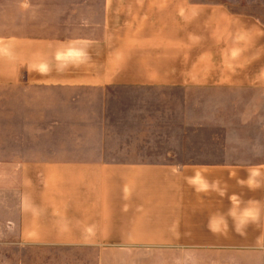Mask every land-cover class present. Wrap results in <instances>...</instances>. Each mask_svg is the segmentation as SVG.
Listing matches in <instances>:
<instances>
[{
  "label": "crops",
  "instance_id": "crops-1",
  "mask_svg": "<svg viewBox=\"0 0 264 264\" xmlns=\"http://www.w3.org/2000/svg\"><path fill=\"white\" fill-rule=\"evenodd\" d=\"M263 11L0 0V264H264Z\"/></svg>",
  "mask_w": 264,
  "mask_h": 264
},
{
  "label": "rangeland",
  "instance_id": "rangeland-1",
  "mask_svg": "<svg viewBox=\"0 0 264 264\" xmlns=\"http://www.w3.org/2000/svg\"><path fill=\"white\" fill-rule=\"evenodd\" d=\"M234 7L235 10L239 11V10H243L245 12H249L248 10H251L253 9L252 6L248 5V6H232ZM252 14H256L257 16H259L262 20V22L264 23V11L263 12H250ZM0 17L2 16L3 17V20H6V19H9V17H11L12 15H20L21 13H17V12H3V13H0ZM54 14H57V15H61L62 17L64 16L63 13H46L44 14V16H47V15H54ZM71 13H66V15H69ZM73 14V13H72ZM65 19H67V17L65 16ZM76 19V15L75 16H72V19L70 20H74ZM249 256H246L245 258H248ZM218 258H221V260H228V261H231V260H236V259H240V257H238L236 255V253H228L227 255H224L222 254L220 257L218 256ZM196 261H203L202 260V256L201 255H198V257H196L195 259Z\"/></svg>",
  "mask_w": 264,
  "mask_h": 264
}]
</instances>
